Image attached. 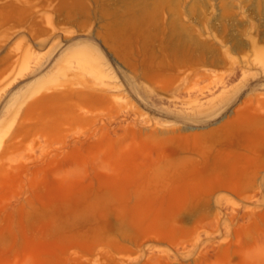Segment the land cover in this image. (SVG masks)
<instances>
[{
	"label": "rangeland",
	"instance_id": "rangeland-1",
	"mask_svg": "<svg viewBox=\"0 0 264 264\" xmlns=\"http://www.w3.org/2000/svg\"><path fill=\"white\" fill-rule=\"evenodd\" d=\"M0 264H264V0H0Z\"/></svg>",
	"mask_w": 264,
	"mask_h": 264
},
{
	"label": "bare ground",
	"instance_id": "bare-ground-1",
	"mask_svg": "<svg viewBox=\"0 0 264 264\" xmlns=\"http://www.w3.org/2000/svg\"><path fill=\"white\" fill-rule=\"evenodd\" d=\"M99 73H100V75H99V74H98V75H99L100 77H103V76H104L103 73H102V71H99ZM102 83H104V81H102Z\"/></svg>",
	"mask_w": 264,
	"mask_h": 264
}]
</instances>
